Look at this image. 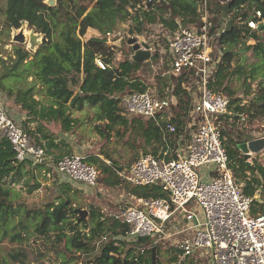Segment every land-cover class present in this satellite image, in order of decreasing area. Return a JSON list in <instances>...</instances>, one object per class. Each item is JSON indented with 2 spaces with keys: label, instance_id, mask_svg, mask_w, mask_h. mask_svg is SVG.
Returning <instances> with one entry per match:
<instances>
[{
  "label": "trees",
  "instance_id": "obj_1",
  "mask_svg": "<svg viewBox=\"0 0 264 264\" xmlns=\"http://www.w3.org/2000/svg\"><path fill=\"white\" fill-rule=\"evenodd\" d=\"M56 1L54 7L46 5L43 0H6L5 6L3 8L0 6V13L3 15L2 25L7 34L11 28H19L21 22L25 21L31 29L46 38V41L33 53L15 46V57L11 59L10 64L4 65L0 76V91L8 98H13L15 105L25 113L24 123L28 125L32 122L36 123L34 130L24 127L37 143L50 150L60 149V142H56L55 138L43 131L42 121H59L63 131L67 132L76 121L70 115L71 110H79L83 104H87L94 110L95 119L104 122L103 126H98L100 133L108 129L105 133L108 136L110 131L116 129V135H120L119 128H131L134 136L142 139L144 151L148 146L154 155L163 151L165 146L162 131L155 121L142 116L128 117L119 107L117 97L119 94L143 92L150 86L136 76V72L145 63H137L125 58L111 65L115 51L114 48L106 45L104 36L106 33L114 34L118 24L128 18L137 32L142 31V25L145 23L159 22L174 30L177 27L176 19L184 25L199 22V0H154L149 3V11L134 14L129 12V8L144 0ZM209 8L210 12L214 13L209 19L213 30L220 25L222 16L229 15L231 19L226 23L225 30L215 39L214 44L222 55L213 73V81H210L208 86L233 96L228 82L234 73L237 72L243 77V83L247 84L248 88L251 86V81L260 79L247 106L242 104L240 98H230L229 114L223 115L220 126L223 143L226 134L222 127L224 122H232L242 116L252 119L264 118V38L259 34L264 31V0H226L225 4L210 3ZM256 10L262 15L259 19L262 21L259 29L251 30L247 28L245 22L234 23L236 18L242 21L252 18ZM88 28L96 29L100 37L92 36L82 41L81 37ZM250 38L255 42L246 44L247 39ZM240 44L242 47L239 50L251 51L258 59L248 71L242 70V66L234 68L232 64ZM97 57H101L104 63L110 66L105 69L99 68L95 63ZM155 57L153 56L152 60ZM164 61L167 66V61ZM184 74L185 72L178 77L160 75L161 78L168 77V80L170 78L173 81L172 92L178 99L177 105L171 106L163 114L168 115L179 128L183 126L184 117L192 102L190 93L182 85L188 79ZM27 77L32 78L31 82L23 80ZM161 78L158 76L156 79L161 80ZM10 80H20L24 85L11 84ZM153 87L156 88L155 84ZM35 94L42 95L45 100L36 99ZM245 94L248 96L249 91H245ZM230 142V145L225 146L223 143V146L233 175L243 183V192L252 196L259 188L264 196V165L247 162L239 154V143L233 140ZM55 155L60 157V154ZM104 158L110 161L108 156ZM98 160L102 165L107 185H118L120 178L113 166L114 163L108 164L100 157ZM86 161L95 163L90 157H86ZM29 164V162H16L9 141L0 137V241L9 238L13 242L22 244L34 234L46 237L53 246L59 243L63 245L60 252L61 264H75L78 252L89 253L90 256L83 259L81 264H151L149 247L144 253H139L136 251V244L130 245L124 242L120 246L114 244L111 236L124 233L127 230L125 224L113 217L97 218L95 208L89 211L88 221L84 219L78 222L76 208L71 205L72 201L69 197L59 198L58 202L47 204L37 211L31 209L21 211L20 205L11 202V188L8 183H17L25 166ZM99 177L100 174L98 179ZM37 187L29 188L28 192ZM127 188L132 195L138 197L165 196L157 185H130ZM261 213H264V201L255 200L251 205L250 214L255 216ZM36 217L38 222H35L33 230H30L29 220ZM104 234H108V238L100 241ZM145 240L146 238H142V242ZM155 247L156 264H161L157 258L160 246L157 244ZM171 251L174 252V256L170 261L175 262L178 260L179 250L174 247ZM9 257L14 262L19 261L24 264L27 254L25 251L16 250L14 253H9ZM187 259H183V262ZM191 261H188V264H193Z\"/></svg>",
  "mask_w": 264,
  "mask_h": 264
},
{
  "label": "built area",
  "instance_id": "obj_2",
  "mask_svg": "<svg viewBox=\"0 0 264 264\" xmlns=\"http://www.w3.org/2000/svg\"><path fill=\"white\" fill-rule=\"evenodd\" d=\"M153 1L144 0L130 7L129 12L149 11V3ZM210 3L225 4L226 0H199L200 21L182 25L176 19L177 27L166 30L164 37L163 59L167 66L163 75L178 77L185 72L188 78L182 85L192 102L183 126L179 128L163 114L164 109L178 103L173 92L167 95L148 87L143 92L117 96L125 115L155 121L165 146L157 155L141 153L121 176L130 185H157L165 196H131L133 203L111 213L127 226L124 233L112 235L111 239L117 246L122 242L136 244L139 253L161 240H171L179 250L178 260L188 258L202 264H264V213L250 214L252 203L260 201V190L248 196L243 192V184L235 181L220 131L223 115L229 114L230 95L208 86L222 55L214 42L226 26L225 23L212 29ZM261 16L256 10L252 18L242 23L251 30L258 29ZM114 34L104 36L111 48ZM149 47L151 51L150 44ZM95 63L101 69L110 66L101 57ZM23 118L25 115H17L8 106L7 96L0 91V137L9 141L16 162L31 165L50 162L46 147L29 134ZM51 169L59 181L74 186L92 189L98 183L99 171L82 154L63 155L51 161ZM189 203L198 209H187ZM108 236L104 234L100 241ZM147 237L153 241L142 246V238Z\"/></svg>",
  "mask_w": 264,
  "mask_h": 264
},
{
  "label": "rangeland",
  "instance_id": "obj_3",
  "mask_svg": "<svg viewBox=\"0 0 264 264\" xmlns=\"http://www.w3.org/2000/svg\"><path fill=\"white\" fill-rule=\"evenodd\" d=\"M44 1L46 2L47 0ZM5 3L6 0H0L1 8L5 6ZM213 15L214 13H211V16ZM230 19L231 16L229 15L222 16L220 26H223ZM2 21L3 15L0 13V76L3 73L2 68L4 65L10 64L11 59L15 57V46L22 47L30 53H33L41 44V40L44 37L42 34L35 32L34 29H31L26 22H23L19 28H11L7 34L5 27L2 25ZM240 22H242L240 18H236L234 20V23L239 24ZM141 29V32H137L136 27H134V24L130 19L118 24L116 27L117 32L112 38L111 45L115 51V58L113 61L117 64L123 59L130 57L132 49L130 45L127 44V39L130 37L136 38L139 43L146 42L150 44L152 46L151 57L148 61H145V64L136 72V76L139 77L145 84L150 85L148 87L152 88L155 84L159 93L168 95L173 90V81L170 78L168 80V77H165L168 80L167 81L165 78H161L160 75L167 76L163 75L166 71L165 59H163V46L165 33L166 30H169V28L162 27L159 22H156L145 23L142 25ZM130 30L133 31L130 32ZM20 34H23L25 41L14 39V36L17 37ZM99 34L100 33L96 29L90 30V28H88L85 35L81 37V40L85 41L92 36L97 37ZM259 34L262 38H264V31L259 32ZM32 37L39 42L33 49L30 48V39ZM254 42V39L250 38L247 39L246 44H253ZM241 47L242 45L240 44L236 50L237 55L235 56L232 64L234 68L242 66V70L248 71L251 68V65L256 64L258 59L251 51L239 50ZM153 56H156L154 60H152ZM158 76L161 80L156 79ZM23 80L25 82H31L32 78L27 77L26 79L23 78ZM259 80V78H256L255 81H251V86L248 88L247 84L243 83V77H241L237 72L234 73L228 82V86L233 92V96L230 95V98H240L242 104L247 106L249 99L256 89L257 81ZM10 83L17 84L18 86L24 85V83L20 80H10ZM245 91H249L248 96H246ZM35 98L45 100L42 95L40 96L35 94ZM7 104L16 112L17 115L24 117L23 111L15 105L13 98L7 97ZM164 112L166 113L167 109H164L163 113ZM70 113L71 117L76 121L71 125V129L67 132L63 131L59 121H42L44 127L43 131L55 138V140L61 144L60 149L50 150L48 148L47 152L54 154H51V161L58 159L59 156L55 154H60L61 157L63 155L73 153L82 154L93 159L95 161L94 165L100 174L96 187L92 188V192L90 193L88 188L85 191L83 189L73 187L70 183L59 182L57 175H55L51 169V161L41 166L29 164L25 166V170L17 183H8V186L11 188V202L14 205H20L21 211H25L26 209L37 211L42 209L43 206L47 204L55 201L58 202L59 198L63 199V197H69L72 201L71 205L76 209L81 208L88 210L89 207L92 206V208L97 210V218H112L111 213L115 212L119 207L127 206L134 202V199L131 197L133 195L127 188V186L130 185L123 180L121 172L132 164V162H134L141 153L151 152V148L148 146L146 151H144V148L142 147V139L135 137L131 128L125 129L117 127L120 130V135H116V129L110 131L108 136L105 135L108 129L103 131V133H100L98 126H103L104 122L97 121L95 119L94 110L87 104H83L82 108L79 110H71ZM24 122L25 119L23 118L24 126H27L30 130L35 129L36 123L32 122L28 125ZM222 127L226 132L223 139L225 146L231 144L230 140L241 144L249 140L264 137L263 117L252 119L250 117L246 118V116H242L238 120H234L232 122L228 121L227 123L224 122ZM238 151L239 154L244 157L243 152L240 149H238ZM104 156H108L110 161L105 159ZM99 157L108 164L114 163L113 166L118 172L120 178V183L118 185H107L105 174L102 171V165L98 160ZM244 159L250 164L256 163L264 165V148L257 153H252L247 158L244 157ZM119 167L121 168L120 171H118ZM234 178L237 183L243 184L239 181L238 177L234 176ZM64 185H67L68 187L66 188ZM33 186L38 187L37 189L28 192L29 188ZM259 198H261L259 202L264 201V196L262 194L259 195ZM185 207L190 210L198 209L192 203L187 204ZM85 218V220H89V212ZM73 219L74 218H71V220ZM15 220H17V218H15ZM29 222V229L33 230L35 225L34 223L38 222V217L29 220ZM152 241V237H147L141 245L149 246ZM62 246L63 245L60 243L53 246L51 241L48 242V240H46V237L37 236L36 234L31 236L27 242L22 244L13 242L9 238H4L0 241V264H21L19 261L14 262L9 257V253H14L16 250L26 252L27 258L24 260V264H61L62 259L60 252L62 250ZM158 246H160V248L157 258L160 260L161 264H188V261L191 260L187 259L184 262L183 260H177L175 262L170 261L172 256H174V252L171 251V249L174 248L171 240H161L158 242ZM88 254H83L82 252L76 253L77 258L75 264H78L77 261L81 264L83 259L85 260L89 258L90 256ZM191 262L193 264H202L201 262L195 260H192Z\"/></svg>",
  "mask_w": 264,
  "mask_h": 264
},
{
  "label": "water",
  "instance_id": "obj_4",
  "mask_svg": "<svg viewBox=\"0 0 264 264\" xmlns=\"http://www.w3.org/2000/svg\"><path fill=\"white\" fill-rule=\"evenodd\" d=\"M44 3L50 7L56 6V0H47L46 2L44 1ZM23 22H25V21H22L21 24ZM14 39L19 40V41H25L23 34H20L17 37L14 36ZM45 41H46V38L44 36L41 40V43H43ZM38 43H39L38 40H36L32 37L30 39V48L33 49L34 46L37 45ZM127 44L130 45V47L132 49V53L130 54V57H129L132 61L137 62V63H143V62L148 61L150 59L151 51H150V47H149L148 43H146V42L139 43L136 38L130 37L127 39ZM238 148L243 152L244 157L247 158L252 153H257L262 148H264V137L259 138V139L249 140L247 142H243L241 144H238ZM120 170H121V168L119 167L118 171H120ZM91 209H92V206H90L88 210L81 209V208L76 209L77 214L79 216L78 221L86 219L85 217ZM155 251H156L155 246H152L150 248L151 264H156Z\"/></svg>",
  "mask_w": 264,
  "mask_h": 264
},
{
  "label": "crops",
  "instance_id": "obj_5",
  "mask_svg": "<svg viewBox=\"0 0 264 264\" xmlns=\"http://www.w3.org/2000/svg\"><path fill=\"white\" fill-rule=\"evenodd\" d=\"M90 30H93V28H90ZM24 113V112H23ZM25 114V113H24ZM26 117V116H25ZM56 142H57V140H55ZM46 149H48L47 147H46ZM50 155V154H49ZM50 156H52V155H50ZM59 182H61V181H59ZM64 183H67V182H64ZM73 187H76V188H78V189H83V190H87V189H85L83 186H74V185H72ZM259 189V188H258ZM89 191H90V193L92 192V189H88ZM260 190V189H259ZM259 193H260V191H259ZM261 194V193H260ZM261 199V198H260Z\"/></svg>",
  "mask_w": 264,
  "mask_h": 264
},
{
  "label": "bare ground",
  "instance_id": "obj_6",
  "mask_svg": "<svg viewBox=\"0 0 264 264\" xmlns=\"http://www.w3.org/2000/svg\"><path fill=\"white\" fill-rule=\"evenodd\" d=\"M26 33V32H25Z\"/></svg>",
  "mask_w": 264,
  "mask_h": 264
}]
</instances>
